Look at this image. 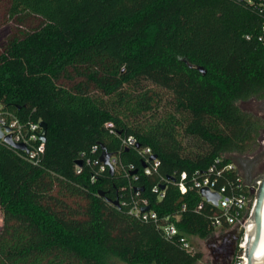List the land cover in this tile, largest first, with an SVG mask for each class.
<instances>
[{
  "label": "trees",
  "instance_id": "obj_1",
  "mask_svg": "<svg viewBox=\"0 0 264 264\" xmlns=\"http://www.w3.org/2000/svg\"><path fill=\"white\" fill-rule=\"evenodd\" d=\"M260 3L0 0V32L9 29L0 104L47 126L37 163L0 142V264L202 260L180 239H207L205 217L217 209L170 178L185 172L190 185L217 160L221 169L255 152L263 121L237 103L264 101ZM129 137L135 143L124 147ZM101 145L120 164L112 174L94 162ZM146 148L158 162L150 174ZM237 178L226 171L217 185ZM141 200L159 226L129 213ZM170 223L179 234L168 239L161 227Z\"/></svg>",
  "mask_w": 264,
  "mask_h": 264
},
{
  "label": "built area",
  "instance_id": "obj_2",
  "mask_svg": "<svg viewBox=\"0 0 264 264\" xmlns=\"http://www.w3.org/2000/svg\"><path fill=\"white\" fill-rule=\"evenodd\" d=\"M244 1L247 4L253 6L256 0ZM260 7L264 11L263 3H260ZM258 41L264 44V22L261 27V33L258 37ZM106 127L112 128L113 125L111 123L106 124ZM0 130L3 134V137L9 135L15 144H23L26 147V151L15 150L21 157L32 163L38 162L39 158L44 153V144H42L39 139V134L41 132L40 121H22L9 111L4 110L3 106L0 104ZM0 142L3 143L2 140H0ZM134 143L135 140L132 137H129L123 141V146L129 147L134 145ZM96 150L97 147H94L92 152H95ZM143 153L147 156H151V151L149 148L144 149ZM149 161L152 162V165L151 167H146L144 169L145 174H150L152 171H156V167L158 166L156 159L154 161ZM94 162L99 163V160ZM219 162L220 160H217L216 163L208 170V173L204 176L200 178H192L190 180V185L187 183L188 176L185 172L180 173L178 179L175 180L174 183L177 185L181 194H185L189 188H194L200 195V190L207 188L210 192L217 193L219 195L217 206H214L217 211L205 217L207 221V229L214 233L216 231H221L226 225L229 229L224 231V233L228 232L232 228L239 230L240 237L239 242L237 243V252L232 264H247V261L244 257L245 232L254 203L255 191L259 185V177L252 178L250 184L248 185L243 180V176L240 174L234 162L222 167L221 169L217 167ZM110 164L114 168L120 165L114 156L110 159ZM99 165L101 171L106 168L100 163ZM77 169H79V167H77ZM233 170L238 172V178L236 179V182H228L225 185L218 186V178L222 177L224 172ZM212 176L213 178H211ZM154 192H158V189L154 188ZM160 197H162V194H160ZM201 199L203 202L212 205L203 197H201ZM203 202H201L198 206V210L202 208ZM146 206H148L146 200L134 201L129 213L138 219H141L145 222L152 221L159 226L157 215L154 212L151 210L147 212L141 211V209ZM175 218L177 219L178 216H175ZM161 228L162 233L168 239L179 234L174 224H165ZM180 243L184 250H192L191 242L187 238L182 237L180 239Z\"/></svg>",
  "mask_w": 264,
  "mask_h": 264
},
{
  "label": "water",
  "instance_id": "obj_3",
  "mask_svg": "<svg viewBox=\"0 0 264 264\" xmlns=\"http://www.w3.org/2000/svg\"><path fill=\"white\" fill-rule=\"evenodd\" d=\"M191 68L198 70L202 74H204V70L198 66H191ZM41 132L39 134V139L42 144L46 142V131L47 126L44 122H40ZM0 140H2L3 144L8 146L9 148L17 151H26V147L23 144H15L9 135L3 137V134L0 130ZM136 148H139L136 145ZM101 153L99 156V163L106 168L112 174L114 172V167L110 164V159L113 157L111 153H109L103 145L100 146ZM156 156L152 155L150 157L151 161H154ZM83 164L82 160H78L75 162L77 167H81ZM243 167V165H242ZM145 168V166H144ZM135 172H131L130 175H134ZM170 180L175 182V178L171 177ZM252 178L247 176L245 179L246 184H250ZM142 191V188H136L135 191ZM100 196H103V193H99ZM200 195L203 197L207 202L211 203L213 206H217V202L219 200V195L217 193L210 192L207 188H203L200 190ZM109 203L113 204L116 207H119V202L116 199L115 201L109 200ZM263 204H264V173L259 177V185L257 190L255 191L254 203L252 206L251 215L249 218L248 223L250 222V230L248 228L245 232V248H244V257L247 261V264H264V232L262 233V213H263ZM150 208L148 206L143 207L141 209L142 212L149 211ZM262 233V234H261ZM240 235V231H239ZM261 246V257L256 258V253L259 247ZM236 249V248H235ZM232 250L230 252L229 257L234 255Z\"/></svg>",
  "mask_w": 264,
  "mask_h": 264
},
{
  "label": "rangeland",
  "instance_id": "obj_4",
  "mask_svg": "<svg viewBox=\"0 0 264 264\" xmlns=\"http://www.w3.org/2000/svg\"><path fill=\"white\" fill-rule=\"evenodd\" d=\"M9 29L8 27L0 32V39L3 38ZM159 91L156 88L151 89V93H158ZM264 101H249L246 103L238 102L237 105L244 111L251 112L257 116H259L263 121L264 126V105H262ZM235 165L237 166L240 174L243 176V180L245 181L246 177L249 176L251 178L260 177L264 173V127L261 131L259 140L257 142V148L254 153L249 154L248 156H236L233 159ZM256 162L257 166L251 167V162ZM243 165V167H242ZM255 197V196H254ZM2 227V210L0 208V229ZM224 234V231H216L212 233L207 239L201 240L197 237L190 238V242L194 251L201 252L203 257L202 260L198 264H214L213 256L211 254L212 245L219 240L220 236ZM240 237V235H239ZM239 237L237 243L239 242ZM215 241V242H214ZM237 243L235 254L237 252ZM233 257V260H234ZM108 264H125L119 259L115 257H108L106 259ZM233 262V261H232ZM232 264V263H231Z\"/></svg>",
  "mask_w": 264,
  "mask_h": 264
},
{
  "label": "flooded vegetation",
  "instance_id": "obj_5",
  "mask_svg": "<svg viewBox=\"0 0 264 264\" xmlns=\"http://www.w3.org/2000/svg\"><path fill=\"white\" fill-rule=\"evenodd\" d=\"M264 105V103L262 104ZM256 162H251V167L257 166ZM253 165V166H252ZM239 237V230L236 228L230 229L228 232L220 236L219 240L216 241L211 248V254L213 256L214 264H231L233 256L229 257L228 254L236 248V243ZM215 242V241H214ZM235 254V252H234Z\"/></svg>",
  "mask_w": 264,
  "mask_h": 264
},
{
  "label": "bare ground",
  "instance_id": "obj_6",
  "mask_svg": "<svg viewBox=\"0 0 264 264\" xmlns=\"http://www.w3.org/2000/svg\"><path fill=\"white\" fill-rule=\"evenodd\" d=\"M250 222L248 223L247 225V228L248 230H250ZM264 232V204H263V213H262V233ZM261 233V234H262ZM256 258H260L261 257V246L259 244V247H258V250H257V253H256Z\"/></svg>",
  "mask_w": 264,
  "mask_h": 264
}]
</instances>
